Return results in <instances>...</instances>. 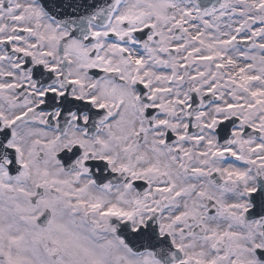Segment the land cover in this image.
<instances>
[{
    "label": "snow or ice",
    "instance_id": "6c2138e0",
    "mask_svg": "<svg viewBox=\"0 0 264 264\" xmlns=\"http://www.w3.org/2000/svg\"><path fill=\"white\" fill-rule=\"evenodd\" d=\"M0 264H264V0H0Z\"/></svg>",
    "mask_w": 264,
    "mask_h": 264
}]
</instances>
